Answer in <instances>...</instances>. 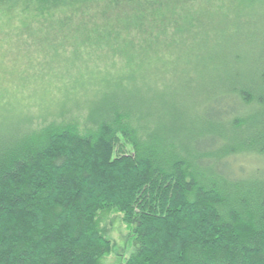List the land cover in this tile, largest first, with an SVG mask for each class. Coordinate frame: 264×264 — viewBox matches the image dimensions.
I'll return each mask as SVG.
<instances>
[{"label":"trees","instance_id":"1","mask_svg":"<svg viewBox=\"0 0 264 264\" xmlns=\"http://www.w3.org/2000/svg\"><path fill=\"white\" fill-rule=\"evenodd\" d=\"M0 28V264H99L109 214L119 264H264V0H0Z\"/></svg>","mask_w":264,"mask_h":264},{"label":"rangeland","instance_id":"2","mask_svg":"<svg viewBox=\"0 0 264 264\" xmlns=\"http://www.w3.org/2000/svg\"><path fill=\"white\" fill-rule=\"evenodd\" d=\"M0 36L8 40L9 34L5 31ZM186 95V92L182 88H178V93L177 96H175V99L177 100L179 110L180 108L185 107V103H188L189 101L194 102V99H196L193 96L186 97ZM102 225L105 228L106 235L113 243V250L109 255L102 258L99 264H119L121 260L131 251L128 230L116 214H109L105 216L102 221Z\"/></svg>","mask_w":264,"mask_h":264}]
</instances>
